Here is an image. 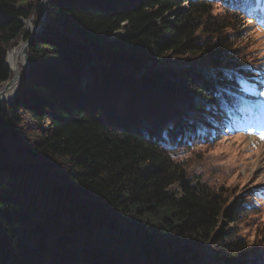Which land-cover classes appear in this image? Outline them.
Returning a JSON list of instances; mask_svg holds the SVG:
<instances>
[{
    "label": "trees",
    "instance_id": "16d2710c",
    "mask_svg": "<svg viewBox=\"0 0 264 264\" xmlns=\"http://www.w3.org/2000/svg\"><path fill=\"white\" fill-rule=\"evenodd\" d=\"M42 1L0 0V264H264V197L193 170L264 134V0Z\"/></svg>",
    "mask_w": 264,
    "mask_h": 264
},
{
    "label": "rangeland",
    "instance_id": "374dc122",
    "mask_svg": "<svg viewBox=\"0 0 264 264\" xmlns=\"http://www.w3.org/2000/svg\"><path fill=\"white\" fill-rule=\"evenodd\" d=\"M22 1L37 2V0ZM244 26L246 25L237 26L240 33L247 36V40L258 50L260 56H264L262 37L254 33L252 28ZM263 91L264 88L260 94H263ZM260 94L259 97L263 96ZM193 151L200 154L193 169L197 177L200 176L211 184L231 186L235 192L238 191L243 195L247 193L256 195L259 192L261 194L259 199L264 197V140L260 139L257 133L232 135L213 147L200 146ZM191 155L195 157L196 154L191 153ZM257 209L261 222H264V203L257 205Z\"/></svg>",
    "mask_w": 264,
    "mask_h": 264
},
{
    "label": "water",
    "instance_id": "95a60500",
    "mask_svg": "<svg viewBox=\"0 0 264 264\" xmlns=\"http://www.w3.org/2000/svg\"><path fill=\"white\" fill-rule=\"evenodd\" d=\"M47 1L48 0H43L42 1V9H43V19L45 18V15H46V5H47ZM28 45V43H25L23 45H21L17 50L16 52L14 53L13 55V82L12 84H7L6 86H4L3 88L0 89V97H4V95H2L1 91L2 90H15L14 91V94L11 96V97H8L7 99L8 100H11L15 97V95L17 94L18 92V88H19V78L17 76V64H18V59H19V55H20V52L21 50L26 46Z\"/></svg>",
    "mask_w": 264,
    "mask_h": 264
},
{
    "label": "bare ground",
    "instance_id": "6f19581e",
    "mask_svg": "<svg viewBox=\"0 0 264 264\" xmlns=\"http://www.w3.org/2000/svg\"><path fill=\"white\" fill-rule=\"evenodd\" d=\"M15 90H2L1 93L4 95L5 98L11 97L14 94Z\"/></svg>",
    "mask_w": 264,
    "mask_h": 264
},
{
    "label": "snow or ice",
    "instance_id": "6c2138e0",
    "mask_svg": "<svg viewBox=\"0 0 264 264\" xmlns=\"http://www.w3.org/2000/svg\"><path fill=\"white\" fill-rule=\"evenodd\" d=\"M260 139L264 140V134H261Z\"/></svg>",
    "mask_w": 264,
    "mask_h": 264
}]
</instances>
